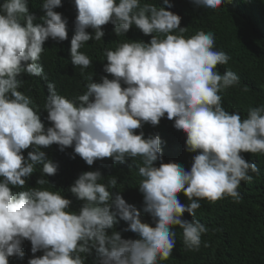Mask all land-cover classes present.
<instances>
[{"label":"clouds","instance_id":"1","mask_svg":"<svg viewBox=\"0 0 264 264\" xmlns=\"http://www.w3.org/2000/svg\"><path fill=\"white\" fill-rule=\"evenodd\" d=\"M231 2L192 0L209 10ZM163 5L173 6L169 0ZM59 7L68 20L54 11ZM41 9L35 22L28 0L0 5V264H170L176 226L186 250L209 247L202 241L209 229L193 218L196 211L225 197L239 203L241 182L259 173L241 153L264 154V105L250 107L243 119L223 106L219 93L239 77L217 66L231 57L215 50L213 32L185 38L178 14L142 0H43ZM109 23L116 36L135 26L151 39L107 49L103 71L112 78L86 76L87 90L74 100L48 82L43 109L51 126L45 128L32 98L18 90L23 75L47 80L41 63L51 39L67 44L83 75L92 61L80 51L101 40ZM165 116L186 134L185 150L193 154L156 167L163 159L161 138L135 130L157 126ZM53 144L79 165L140 158L139 208L119 193L113 198L114 176L104 184L99 170L77 179L61 171L41 150ZM37 165L34 187L26 180ZM181 192L187 200L178 198Z\"/></svg>","mask_w":264,"mask_h":264},{"label":"trees","instance_id":"2","mask_svg":"<svg viewBox=\"0 0 264 264\" xmlns=\"http://www.w3.org/2000/svg\"><path fill=\"white\" fill-rule=\"evenodd\" d=\"M169 2L173 5L170 9L163 5V0H142V3L162 6L178 14L181 17L180 26L187 28L183 33L185 38L199 31L213 32L215 50L224 51L231 57L226 65L217 66L221 74L225 70H231L239 77V84L219 93L225 109L229 112H240L243 119L246 118L250 107L264 105V0H232L231 3L221 5L215 10L197 8L192 0ZM3 3L4 0H0V5ZM28 3L29 11L37 17L35 22H40L39 17L44 15L41 9L43 0H28ZM54 11L61 13L68 20L66 9L59 7ZM102 30L105 36L101 40L93 41L91 46H85V51H80L92 61V65L83 70V75L79 66L72 65L67 44L55 43L52 39L44 49L41 63L47 80L38 76L23 75L22 86L18 90L32 98L33 106L40 111L45 128L51 126L46 119L47 112L43 109L48 95V82L55 85L58 94L74 100L87 90L86 76H93L94 82H100L101 77L106 75L109 79L112 78L103 71L107 63L105 60L107 49L114 50L119 43L130 40L147 43L151 39V36L144 35L135 26L126 35L120 36L115 35L111 23L102 26ZM175 34H179L178 30ZM154 35L163 38L159 33ZM173 124L174 121H169L165 116L157 126L144 124L141 129L135 130L136 134L143 131L145 138L155 134L161 138L163 159L154 162L156 167H159L161 162L189 159L193 154L185 150L186 134L176 130ZM31 150V147L23 150L25 158ZM41 150L46 153L48 159L58 164L61 171L69 172L74 179L82 172L94 170L101 171L104 176L99 183L107 184L111 176L116 177L118 183L110 190L113 198L119 193L128 204L139 208V199L134 195H137V183L139 185L141 179L138 172L140 158L134 161L128 158L124 163H113L111 158H104L89 166L79 165L73 161L66 149L60 151L57 144L42 147ZM241 155L246 161L255 162L259 173L250 172L251 181L241 182L238 191L242 198L239 203L233 202L231 197H225L216 203L203 202L202 207L196 211L193 218L209 229L202 235V241H207L209 247L202 244L199 251L186 250L183 244V230L178 226L173 228L176 232L177 248L169 260L170 264H264V154L241 153ZM40 171L41 166L37 165L36 172L27 178L30 186H37ZM44 178L49 182L52 179L49 176ZM178 198L187 200L183 192L178 194ZM125 234L127 237L124 238L128 239V235L134 233ZM88 263L91 264V261L88 260Z\"/></svg>","mask_w":264,"mask_h":264},{"label":"bare ground","instance_id":"3","mask_svg":"<svg viewBox=\"0 0 264 264\" xmlns=\"http://www.w3.org/2000/svg\"><path fill=\"white\" fill-rule=\"evenodd\" d=\"M64 171V170H63Z\"/></svg>","mask_w":264,"mask_h":264}]
</instances>
